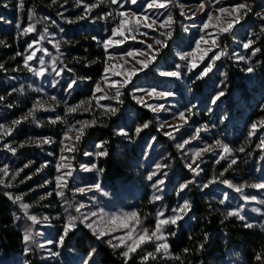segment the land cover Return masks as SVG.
<instances>
[{
  "label": "rangeland",
  "instance_id": "374dc122",
  "mask_svg": "<svg viewBox=\"0 0 264 264\" xmlns=\"http://www.w3.org/2000/svg\"><path fill=\"white\" fill-rule=\"evenodd\" d=\"M40 2L41 5L31 7L27 0H23L21 8L20 0H0V65L3 66L0 68V97H3L0 100V125L3 126L0 127V169L5 166L8 169L7 177L0 172V179L3 180L0 188L8 196L22 197L19 203L11 201L18 229L23 236L26 228L32 231L33 239L29 243L24 242V251L36 248L44 262L61 264L58 253L62 245L58 241L70 216L77 218L76 226L65 239L71 232H86L98 240L92 230L81 223L84 216L90 217L87 222H93L94 228H103L110 233L98 240L106 245L109 239L113 244L118 243L115 237H123L129 231V228L110 231L116 226L110 222V217L138 213L131 204L132 199L121 189L112 192L101 184L97 166L100 156L96 155L99 152L96 147L98 143L80 148L83 135L76 140L78 133L75 131L85 122L89 126L84 129L91 126L92 122L86 115L95 116V121H99L102 114L110 112L109 109L116 110V105L122 103L124 91L137 107L154 115L160 135L172 141L185 170L196 176L198 197L206 203H214L226 214L239 211L245 220L234 218L243 225L251 223L252 227L262 229L264 189L252 185L264 183V147L259 146L263 135L260 131L264 127L258 123L262 120L250 117L248 105L254 109L264 108V83L259 81L254 70L248 72L247 69H253L254 33L258 32L264 39V18L256 15L264 13V0H172L167 8H148L151 0H136V3H132V0H118L117 3L111 0ZM201 3L204 8L199 7ZM240 3H246L250 11L242 15L231 30L221 33L219 27L214 26L217 24L215 19L208 28H204L209 14L219 16L218 9L230 10ZM28 5L30 12L25 11ZM91 5L97 6L86 14L85 6ZM118 12L128 15L120 17ZM133 16H147V23L153 20L156 23L151 28L145 27L143 21L137 25ZM169 16L172 23L160 27ZM121 19L132 21L128 24L132 31L125 32L127 39L112 36V29L118 27ZM29 25L34 26V31L24 33L23 30ZM220 26H226V22L221 20ZM169 32L170 35L167 34ZM201 37L204 39L201 40ZM109 38L123 42L109 47L106 52L103 41ZM156 40L162 43L157 44ZM248 40L254 43L244 49L243 44ZM197 41H200L199 47ZM81 43L92 45L101 55L100 58L95 54L85 56L84 60L99 61L102 69L101 75L94 81H86V85L78 77L70 75L72 67L82 61L74 51ZM149 45L152 47L149 48ZM129 52L134 55H127ZM30 55L33 58L27 61L26 67L25 57ZM218 55L220 58L215 59ZM238 56H244V59L240 60ZM139 61L147 62V66L144 67ZM106 66L110 69L107 73ZM209 66L210 71L201 75ZM132 69L136 71L130 75ZM227 69L234 80L242 85L245 97L240 92L232 96V110L231 114H227L228 118H206L207 112L198 108L200 97L193 100L189 88L203 83L206 87L204 94L209 95V104L214 107L221 97L217 88L225 79ZM113 71L122 74L113 75ZM164 72H178L179 75L165 76L161 74ZM104 76L108 77L107 83L102 79ZM125 80L128 81L126 84L123 83ZM112 82L120 84L110 87ZM98 83L102 91H96ZM78 88H86L87 96L83 101L70 102L67 95ZM117 88L121 93L118 98L115 95ZM102 96L106 98L100 99ZM217 96L219 99H216ZM69 108H76V111L69 112ZM180 113H184L183 118ZM14 121L20 122L14 124ZM253 123H258V128L254 135L249 136ZM132 125L133 114L125 112L114 130L119 141L131 143ZM73 126V131H68ZM65 132H68L70 140H63ZM257 134L259 137L254 142ZM46 139L51 142L43 143ZM217 141L226 145L231 152L224 153ZM6 145L16 151H9ZM153 146L154 139H147L144 153L148 155ZM62 148H65L63 152ZM202 149L207 150L200 151ZM259 151V162L256 161L252 169H247V156L254 157ZM196 152H200V155L196 156ZM61 155L65 157L63 161L60 160ZM221 155L225 158L220 159ZM233 159L235 164H231ZM144 162L149 166L146 167L147 178L153 176L159 164L154 159ZM57 163L66 167L57 172ZM140 164H136L131 173L133 179L142 176ZM189 164L195 171L187 167ZM66 172L71 173L66 176V187L58 189L55 178ZM143 179L146 182L149 180ZM229 184L233 187H229ZM95 185H99V188ZM238 186L243 188V192L235 191ZM79 188L85 191H76ZM129 188L132 192L136 190L132 184L126 185L124 190L127 192ZM58 192H63V195H57ZM244 196L256 199L246 201ZM20 203L30 205L28 214L35 215L38 223L32 224L27 219ZM80 205L83 207L77 212L76 208ZM93 212L97 215L91 216ZM167 217L161 216L159 219ZM138 219L139 224L135 220H128L130 227L135 228L134 235L145 227L149 232L154 230L158 218L145 222L138 214ZM121 222L123 219L116 224ZM163 226L161 231L167 243ZM162 242L153 240L144 243L135 253L144 257L148 252L155 251L156 243ZM114 250L121 253L124 248ZM169 256V250L168 255L162 250L155 259H149L162 261ZM0 264L25 263L23 256L16 255L0 261Z\"/></svg>",
  "mask_w": 264,
  "mask_h": 264
},
{
  "label": "trees",
  "instance_id": "16d2710c",
  "mask_svg": "<svg viewBox=\"0 0 264 264\" xmlns=\"http://www.w3.org/2000/svg\"><path fill=\"white\" fill-rule=\"evenodd\" d=\"M27 4L33 7L41 5V2L40 0H27ZM31 7L29 5L25 7V11L30 12ZM254 34V50L259 49V51H255L252 59L253 70L259 81L264 83V39L258 32ZM74 51L82 61L79 65L72 67L73 71L70 75L78 77L84 85L86 81L96 80L102 72L99 61L84 60V58L90 54H95V57L100 58L98 49L90 44L81 43ZM227 70L225 79L217 88L223 92V95L214 107L209 104V95L204 94L206 87L203 83L189 88L193 100L200 97L198 108L207 112L206 118L223 116L228 118L227 114H231L232 110V96L240 92L245 97L242 85L235 81L229 69ZM87 92L86 88H78L67 95L68 100L70 102L83 101ZM124 92L122 103L116 105L117 109L114 112L102 114L99 121H95V116L86 115V118H89L91 122L95 121V124L84 129L80 139V148H85L87 144L93 142L103 144V147L98 150L106 152L107 155L97 159L101 184L112 192H115L117 188L123 190L124 194L132 199L131 204L145 222L148 219L150 222L156 220L161 212L163 216H173L175 215L173 209L181 206L185 200L190 203V210L181 213L183 218L175 225L163 226L169 245L168 259L142 261V255L135 253L130 254L127 264H264V227L262 229L249 228L234 217L225 219L227 214L217 205L200 199L196 188V176L185 170L172 141L160 135L154 115L146 109L137 107L127 92ZM248 108L251 118L264 121V108L254 109L250 105ZM125 112L133 114L130 144L119 141L114 134L116 125ZM145 124L147 127H144ZM137 128L140 129L139 132ZM260 133H263L262 139H264V128ZM258 137L259 134L256 135L254 142ZM149 138L154 139L155 146L146 155L144 145ZM260 154L259 151L254 156L255 158L247 156V169H252L255 163L259 162ZM153 159L161 167H156L155 175L148 180L147 168L149 166L144 161ZM139 163L142 167L140 169L142 176L133 179L131 173L135 165ZM143 178H146L148 182L143 181ZM159 180H163L164 183L156 185ZM131 184L136 190L132 192L129 188L126 192L125 186ZM184 184L187 187L181 191L180 186ZM154 196L161 198L155 200ZM13 208L8 194L0 188V261L21 255L25 264H51L44 262L36 248L31 247L24 251L23 234L16 226ZM205 234H207V239H205ZM201 244L203 248L199 247ZM184 249L189 251L185 253ZM58 254L61 264H125V259L119 251L96 240L86 232L80 234L71 232L69 237L63 241ZM257 255L261 256L260 260L256 259ZM177 256L179 259H176Z\"/></svg>",
  "mask_w": 264,
  "mask_h": 264
},
{
  "label": "snow or ice",
  "instance_id": "6c2138e0",
  "mask_svg": "<svg viewBox=\"0 0 264 264\" xmlns=\"http://www.w3.org/2000/svg\"><path fill=\"white\" fill-rule=\"evenodd\" d=\"M52 2L55 3L56 0H52ZM111 2L112 3H117L118 0H111ZM171 2H172V0H151V2L148 3L147 7L148 8H167ZM132 3H136V0H132ZM19 6L21 8L23 7V0H20V5ZM96 6L97 5L85 6V13L87 14V12H89L92 7H96ZM181 7H183V6L181 5ZM199 7L200 8H204V4L201 3L199 5ZM218 11L220 13L219 16L213 17L211 14L208 15V22H206L204 24V28L205 29L208 28L210 26L211 22L215 19L217 24L214 25V26H218L219 27V31L221 33H225V32H228L229 30H231L236 23H239L241 16L242 15H246L247 11H250V9H249V6L246 3H240V4L235 5L234 7H232L230 10L227 9V8H220V9H218ZM181 14L182 15L184 14L183 11L181 12ZM117 15L120 16V17H126L128 14L125 13V12H118ZM256 15L257 16H261L262 18H264V13H256ZM81 18H83V17H81ZM132 19L135 20V23L137 25H139L141 23V21H143L144 22V26L145 27H149V28H151L156 23L155 20H153L151 23H147V21L149 19L147 16H144V17L133 16ZM221 20L226 22V26H220V21ZM131 22H132L131 20L121 19L120 22H119L118 27H115V28L112 29V36L115 37V36L119 35V36L125 37V39H127V37L125 36V32L126 31H132V29L128 27V24L131 23ZM171 23H172V19H171V16H169L168 19L163 24L160 25V27H165V25H170ZM17 27H19V25H17ZM23 31H24V33H28V32L34 31V26L33 25H29ZM164 34L165 33H161V35H164ZM167 34L170 35V32L167 33ZM133 39H134V37H133ZM203 39H204V37H201V40H203ZM122 42H123L122 40L121 41H117V40H113V39L109 38V39L103 41V47H104L105 51L107 52V49L109 47H111L113 45H116V44H120ZM156 43L157 44H161L162 42L160 40H156ZM196 43H197V47H199L200 41H197ZM212 43L215 44L216 41L213 40ZM253 43H254L253 40H248L246 43L243 44V48L244 49H248V48L251 47V45ZM29 47H31V45H29ZM148 47L151 48L152 46L149 45ZM255 51H259V49H256ZM222 54H225V53H222ZM253 54H255V52ZM18 55H19V53H18ZM127 55L133 56L134 53L129 52V53H127ZM189 55H191V54H189ZM32 58L33 57L31 55L25 57V66L26 67H27V61L31 60ZM181 58L183 59L184 57L182 56ZM219 58H220L219 55L215 57V59H219ZM237 58L240 59V60H243L244 56H238ZM109 59H111V57H109ZM139 63H141L144 67L147 66V62H145V61H139ZM2 67L3 66L0 65V68H2ZM122 67L123 66L121 65V68ZM113 68H115V65H113ZM210 69H211V66H209V68H206L204 70V73H202L201 75L206 74L208 71H210ZM109 71H110V69L106 66L105 67V73H107ZM135 71H136L135 69L130 70V75L134 74ZM247 71L248 72H252L253 69L251 67H249L247 69ZM121 74H122L121 72L113 71V75H121ZM161 74L165 75V76H178L179 75L178 72H164V73H161ZM102 79L104 80L105 83L108 82V77L107 76H104ZM127 82L128 81L125 80L123 83L126 84ZM117 84H120V82H112L109 86L110 87H117ZM71 86L72 85L70 84L69 87H71ZM121 86H123V84H121ZM96 91H102V89L100 88V84L99 83L96 85ZM115 95H116L117 98L121 95V93L119 91V88H117ZM160 95H168V93H160ZM222 95H223V92H221L219 94V96H222ZM219 96H217L216 99H219ZM104 98H106V97H103V96L100 97V99H104ZM2 99H3V97H0V100H2ZM213 103H215V100L213 101ZM109 110L113 111V112L115 111V109H109ZM68 111L69 112H74V111H76V108H69ZM180 116H181V118H183L184 113H180ZM19 122L20 121H14L13 123L14 124H18ZM258 123H259L260 127H264V121H260ZM258 123H253L251 125V131L249 132V136H252V135L255 134V132H256V130L258 128ZM92 124H95V121H93ZM86 126H89V125H87V122L83 123L82 126L79 129H75V131H77V133H78L77 136H76V140H79L80 137L83 135L84 127H86ZM0 127H3V126L0 125ZM144 127H147V124H145ZM73 129H74V126H73V128H69L68 131H73ZM139 131H140V129L137 128V132H139ZM197 132H199V129L197 130ZM120 134H125V133L121 132ZM63 140H65V141L66 140H70V137L68 136V132L64 133ZM50 142L51 141H49L47 139L43 141V143H50ZM61 143H63V141H61ZM185 143H187V141H185ZM216 144L219 145L223 149L224 153H230L231 152V150L226 145H222L220 141H217ZM259 146L260 147H264V139L261 140V144ZM6 147H8L9 151H12V152L16 151L14 148H11L10 146L6 145ZM96 147L97 148H101V147H103V144L102 143H98L96 145ZM178 147H183V145H178ZM65 148H67V146H65ZM65 148H62L61 151L63 152L65 150ZM68 150H72V149H68ZM206 150L207 149H202L200 151H206ZM240 151H243V149H240ZM96 155L97 156H105V155H107V153L106 152H97ZM195 155L199 156L200 152H196ZM224 158L225 157L223 155L220 156V159H224ZM64 159H65V157L63 155H61L60 160L63 161ZM218 162L219 161H217V163ZM235 163H236V161L233 159L231 161V164H235ZM25 167H27V165H25ZM62 167H66V165H61L60 163H57V165H56L57 172H60ZM93 167H95V165H93ZM156 167L160 168L161 165H156ZM187 167L190 170L195 171V169H192V165L191 164L187 165ZM0 172H3V175L5 177L8 176V169H7L6 166L3 169H0ZM69 175H71V173L70 172H66V173H64V175L56 176V178H55L56 187L58 189H60L62 187H66V184H67L66 176H69ZM153 175H155V173H153ZM148 179L151 180L152 176L150 175L148 177ZM2 183H3V180L0 179V184H2ZM163 183H164L163 180L157 181V185L163 184ZM225 183H228V182L225 181ZM95 187L99 188V185H95ZM154 187H156V185H154ZM186 187H187L186 184L181 185L180 186V190L183 191V189L186 188ZM205 187H207V185H205ZM229 187H233V185L229 184ZM252 187H255L257 189H264V183L255 184V185H252ZM76 191L84 192L85 189L79 188V189H76ZM235 191L236 192H243V188L239 187V186L235 187ZM50 194L51 193H49V195ZM57 195H61L62 196L63 192H58ZM160 198H161L160 196H154L153 197V199H155V200H159ZM9 199H12L13 202L19 203V202H21L22 197H20V196H15V197L9 196ZM41 199H43V197H41ZM244 199L247 201L249 199L255 200L256 198L255 197L244 196ZM20 207H21V209L24 210V213L27 216V219L29 221H31L32 224L38 223L37 217L35 215L28 214V209H29L30 205H28L26 203H20ZM82 207H83V205L78 206L76 208V211L80 212V209ZM189 210H190V203L187 200H185L184 203L181 206H179L176 209H173V212L175 213V215L167 217L165 219H159V216H163L164 215L162 212L159 213L158 214L157 223H156V227H155L154 230L149 232V229L145 227V228L142 229V231L139 234H136V235H134L135 228L134 227H130V225L128 223V220L129 219L135 220L136 224H139L138 213H136V212L124 213L122 217L114 215V216L110 217V222L112 224L116 225V226L113 227L110 231H116L119 228H129V231L123 237H115V239H117L119 241L116 244H113L111 239H109L106 242L113 249L120 248V247L124 248V251L121 252V255L125 259V264H127L128 259H130V254L135 253L137 251V249L140 248V246L142 244L153 242V240H155V241H164V242L156 243L155 244V251L154 252H148L143 257V259L144 260H147L149 258L155 259L156 258V254L161 253L162 250H163V253L165 255H168L169 245L166 243V237L162 234L161 226L162 225H168V224L175 225L178 220L183 218L181 213H186ZM95 215H97V214L94 213V212L91 213V216H95ZM229 217H236V218H238L241 221L245 220V217L243 215H241L239 211H229V212H227V215H226L225 219H227ZM44 219H47V217H45ZM76 219H77L76 217H71V216L69 217L68 222L64 225L63 235H61L60 238H59V241H58L59 244L62 245L63 241L65 239V236H67L68 232L71 229L75 228V226H76L75 225V220ZM122 219H123V222H121L119 224H116L117 221L122 220ZM89 220H90L89 216H84L83 219L81 220V223H84L85 227L91 229L92 232H93V235H95L98 240L102 239L105 235L110 234L109 232H106L103 228H100V229L94 228L93 227V222H87ZM244 226L251 228L253 225L251 223H246ZM172 235H174V233H172ZM32 239H33V236H32L31 229L30 228H26L24 236H23L24 242L25 243H29V242L32 241ZM205 239H207V234H205ZM128 241H131V243H128ZM48 243H52V241H48ZM40 246L43 247V245H40ZM199 247L203 248V245L201 244ZM26 251H27V249H26ZM188 251H189L188 249H184L185 253H187ZM52 255H56V253H52ZM176 259H179V257L177 256ZM256 259L260 260L261 256L257 255Z\"/></svg>",
  "mask_w": 264,
  "mask_h": 264
}]
</instances>
